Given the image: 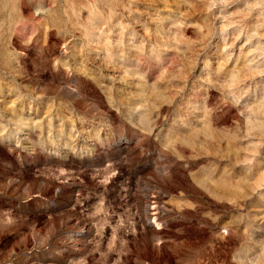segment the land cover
Instances as JSON below:
<instances>
[{"label": "rangeland", "instance_id": "1", "mask_svg": "<svg viewBox=\"0 0 264 264\" xmlns=\"http://www.w3.org/2000/svg\"><path fill=\"white\" fill-rule=\"evenodd\" d=\"M0 264H264V0H0Z\"/></svg>", "mask_w": 264, "mask_h": 264}]
</instances>
